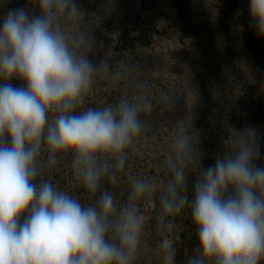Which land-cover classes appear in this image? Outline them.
<instances>
[{
  "label": "clouds",
  "instance_id": "clouds-1",
  "mask_svg": "<svg viewBox=\"0 0 264 264\" xmlns=\"http://www.w3.org/2000/svg\"><path fill=\"white\" fill-rule=\"evenodd\" d=\"M36 6L39 15L9 9L0 26V264H133L144 227L140 205L153 184L132 177L120 205L112 191L100 189L104 178L117 183L127 149L142 133L140 114L152 104L141 96L77 111L95 74L111 69L78 53L86 40L67 31L83 13L76 0H36ZM248 10L264 38V0H249ZM238 133L230 154L206 169L199 161L191 198L188 168L199 150L184 133L174 139L172 178L160 195L156 226L164 235L175 215L190 208L198 246L187 264L264 262V166L255 163L261 144L255 129ZM42 154L49 164L70 157L77 181L100 192L96 202L84 205L50 181L38 182ZM158 251L162 264H176L166 236Z\"/></svg>",
  "mask_w": 264,
  "mask_h": 264
},
{
  "label": "rangeland",
  "instance_id": "rangeland-1",
  "mask_svg": "<svg viewBox=\"0 0 264 264\" xmlns=\"http://www.w3.org/2000/svg\"><path fill=\"white\" fill-rule=\"evenodd\" d=\"M177 1L76 0L83 13L67 26L68 32L82 34L86 40L77 49L79 54L88 55L97 67L107 61L111 69L95 74L85 103L77 111L141 96L152 104L150 110L140 114L143 130L127 149L128 159L124 170L117 173V183L112 185L104 178L100 189L112 191L120 205L127 201L132 177L153 184V194L140 205L144 227L133 264H162L158 245L164 236L175 246L176 264H187L196 254L198 239L188 206L175 215L171 231L162 235L156 226L162 211L160 195L172 178L168 160L174 158L172 146L178 134L188 135L194 146L202 147L196 153L200 158L188 168L190 198L199 161L208 155L207 163H201L206 169L218 156L229 154L234 127L240 125L241 131L243 125L254 120L264 152V131L258 130L264 128V38L251 25L249 0H186L192 17L201 24L197 40L179 37L174 7ZM17 8H25L30 16L39 15L36 0H0V26L8 10ZM181 79L188 93L203 98L209 95L211 101L200 99L196 110L188 111L187 97L174 86ZM12 83L22 84L17 80ZM167 95L174 104L165 99ZM234 99L244 100L238 114L242 112L248 119L241 117L239 123L234 120L228 126V105ZM255 163L264 166V160ZM39 168L38 182L48 180L84 205L96 202L100 192L90 193L77 181L70 157L49 164L42 154Z\"/></svg>",
  "mask_w": 264,
  "mask_h": 264
},
{
  "label": "trees",
  "instance_id": "trees-1",
  "mask_svg": "<svg viewBox=\"0 0 264 264\" xmlns=\"http://www.w3.org/2000/svg\"><path fill=\"white\" fill-rule=\"evenodd\" d=\"M185 1L186 0H179V1H177V3H174L175 17H176V20H177V21L176 20L175 21H176V24L179 25L178 26V32H180L179 33V37L184 38V39L193 38V39L197 40L198 37H200V35H201V33H200L201 32V24L194 20V18L192 17V15H191V13H190V11L188 9L187 2H185ZM179 27H180V29H179ZM174 86L180 87L183 95L187 97L188 100H187L186 107H187L188 111L193 110V108H194V110H196L195 104L200 99H202L204 101H211L209 95L208 96L205 95L204 98H203L201 95H199V96L192 95L193 94L192 92L188 93L186 90H184L185 87H183L184 86L183 79H181L179 82H176ZM162 93H163V90H162ZM167 96L169 98H172L169 95H167ZM227 100L228 99H226L225 101H227ZM219 104H220L219 102H213V105H219ZM241 105L244 106V100L241 101L240 99H234V102L231 101V104L228 105L230 107V110H229V112H227V114H229V117L231 118L228 126L232 125V122L234 120H236L239 123V120H240L241 117L245 118V119H248L246 117V115L243 114L242 112L238 114V109H239V107ZM235 109H237V111ZM241 114L244 115V116H241ZM175 117H176V115H175ZM143 119L144 118H142V120ZM256 125H257L256 122L254 120H251L248 124L246 123V125L242 126L241 131H240V125L237 126V127H234V129L231 128L233 130V132H234V135H233L234 142L242 135L241 133H238V132H243L246 129H255ZM258 130L260 132H262V131H264V128L260 127ZM257 133L258 132L256 130V134ZM234 142L229 146L230 147L229 148V154L234 150ZM201 146H203V144H201ZM203 148H204V146H203ZM200 149H202V147L198 148V150H200ZM222 150L225 151V148H223ZM207 156L204 157L203 160H201L202 161L201 163H203L204 165L209 160V157H207ZM196 158H200V155L198 157H196ZM262 160H264V152L261 149V154H260V157H259V161H262Z\"/></svg>",
  "mask_w": 264,
  "mask_h": 264
}]
</instances>
